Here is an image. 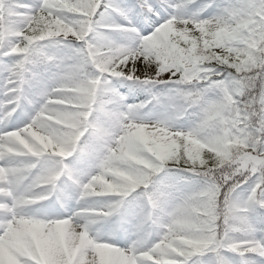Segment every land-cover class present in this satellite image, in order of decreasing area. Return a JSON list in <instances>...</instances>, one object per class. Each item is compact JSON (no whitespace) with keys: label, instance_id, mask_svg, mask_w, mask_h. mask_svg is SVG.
<instances>
[{"label":"snow or ice","instance_id":"obj_1","mask_svg":"<svg viewBox=\"0 0 264 264\" xmlns=\"http://www.w3.org/2000/svg\"><path fill=\"white\" fill-rule=\"evenodd\" d=\"M0 264H264V0H0Z\"/></svg>","mask_w":264,"mask_h":264}]
</instances>
